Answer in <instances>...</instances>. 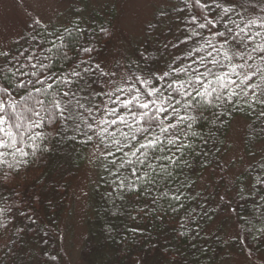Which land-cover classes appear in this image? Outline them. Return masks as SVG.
Returning a JSON list of instances; mask_svg holds the SVG:
<instances>
[{"label": "snow or ice", "instance_id": "1", "mask_svg": "<svg viewBox=\"0 0 264 264\" xmlns=\"http://www.w3.org/2000/svg\"><path fill=\"white\" fill-rule=\"evenodd\" d=\"M158 3L160 22L170 18L168 9H172L178 24L174 42L166 40L162 45L165 50H177L169 53L163 68L140 53L143 67L130 61L123 75L105 70L93 57L95 46L83 43L86 33L89 40L91 33L79 21L61 31L49 30L35 19L26 47L19 40L16 49L0 47V149L14 150L0 151V166L18 172V164H28L24 158H36L39 153L42 159L52 151V143L72 132L76 135L68 139L75 142L79 135L83 137L79 143H91L105 157L103 167L111 177L105 183L112 188L106 195L114 206L113 215L121 213V204L129 197L149 201L143 206L129 204L128 214L134 221L137 216L132 212L154 215L160 201L178 210L173 202H180L184 185L170 187L175 182L170 169L190 167L188 155H206L194 148L198 133L192 130L205 107H236L242 101L249 108L259 107L258 116L264 117V0ZM73 41L80 44L78 59L69 55ZM58 59L71 62L66 73L55 69ZM44 127L55 135L37 131ZM25 140L31 141L30 152L18 146ZM16 153L22 159L15 164L5 159L15 158ZM10 174L0 170V180L7 181ZM257 183L264 186V178L258 177ZM9 210L0 209V213ZM20 215L36 223L28 213ZM185 219L194 218L188 213ZM134 259L135 264H144L143 256Z\"/></svg>", "mask_w": 264, "mask_h": 264}, {"label": "trees", "instance_id": "2", "mask_svg": "<svg viewBox=\"0 0 264 264\" xmlns=\"http://www.w3.org/2000/svg\"><path fill=\"white\" fill-rule=\"evenodd\" d=\"M172 2L179 5V0ZM168 11L171 16L166 22L173 25L174 41L178 35L175 31L178 24L174 21L177 13L172 9ZM260 14L257 7L255 15ZM114 16L115 9L110 5L100 10L72 5L64 24L46 25L49 30L63 31L64 27L72 28L79 21L91 33L90 40L86 33L83 43L87 45L90 42L95 46L93 57L102 65L114 36ZM154 19L146 26L147 34H153L145 36L141 48L139 44L134 47L126 66L130 61H138L143 67L140 53H144L157 61L156 67L163 68L165 61L171 58L169 53L177 51L172 48L165 50L158 40L154 41L157 35L160 38L155 30L166 24L160 22L159 13ZM33 27H36L33 22H28L10 48L18 47L17 40L26 47L25 41L32 34ZM101 28L107 32H101ZM79 46L77 41L71 44L74 50L69 55L73 59L82 55L76 51ZM70 66V61H54L57 71L66 73ZM149 66L153 65L150 63ZM259 111V107L249 108L242 101L236 107L227 104L205 107L203 118L197 120L192 130L198 133L193 138L194 148L206 155H188L186 159L190 167L182 165L179 169H170L175 177L170 187L184 185L180 202H173L177 211L169 209L167 201H160L154 206V215L132 212L137 216L134 221L128 214L129 204L143 206L149 201L144 198L135 201L129 197L123 204L117 201L121 204L122 214L113 215L114 206L106 195L112 188L105 183L111 177L104 170L106 161L103 156L97 184L89 193L86 233L79 253L81 264H135L134 257L138 255L144 257V264H221L227 258V252L244 254L259 263V257L264 254V232L261 231L264 230V186L257 183L258 177L264 178V117L258 116ZM236 118L246 124L243 147L251 162L236 176L228 177L224 158L228 150L227 136ZM37 131L55 135L48 127ZM71 135L76 134L69 132L59 143H52V151L42 159L39 153L36 158L31 155L24 158L28 164H18V172L7 169L6 165L0 166V170L11 173L7 181L0 180V209H10L0 213V264H30L33 259L36 264H70L61 226L69 200L70 179L92 146L91 143H79L83 140L79 135L73 142L67 138ZM30 143L25 140L18 146L30 152ZM0 151L14 152L13 149ZM5 159L15 164L22 158L16 153L15 158L8 155ZM179 204H183V208ZM20 212L31 215L36 223L21 216ZM188 213L194 219L186 220ZM227 222L233 226L228 236L224 231ZM129 229L140 231L133 233ZM34 248L37 249L35 255ZM53 256L57 259L53 260ZM129 256L133 259L130 260Z\"/></svg>", "mask_w": 264, "mask_h": 264}, {"label": "rangeland", "instance_id": "3", "mask_svg": "<svg viewBox=\"0 0 264 264\" xmlns=\"http://www.w3.org/2000/svg\"><path fill=\"white\" fill-rule=\"evenodd\" d=\"M72 5L88 10H100L105 5L114 7V36L101 63L105 70H118L121 75L125 72L126 61L134 47L138 44L140 47L145 36L153 34H147L146 26L155 20L160 7L158 0H0V47L10 48L27 23L35 19H39L42 24H64ZM170 21L172 22V18ZM164 23L166 24L162 28L155 30L160 38L157 35L154 41L158 40L160 46L173 38V31H168L173 25L166 21ZM245 128L246 124L240 118L234 119L231 124L227 136L228 150L224 158L228 177L236 176L251 162L243 147ZM102 157L101 151H97L92 145L86 152L84 162L70 179L69 200L61 226L64 249L70 264H81L79 253L86 233L89 193L97 184ZM225 230V235H230L232 224L227 222ZM36 252L37 249L34 248V255ZM226 257L221 264H264V254L259 257V263L236 252H227ZM30 264H36L34 259Z\"/></svg>", "mask_w": 264, "mask_h": 264}]
</instances>
